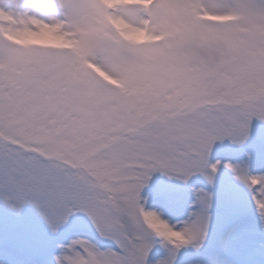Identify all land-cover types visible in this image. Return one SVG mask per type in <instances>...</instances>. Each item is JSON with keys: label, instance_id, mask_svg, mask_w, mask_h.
I'll return each instance as SVG.
<instances>
[{"label": "snow or ice", "instance_id": "6c2138e0", "mask_svg": "<svg viewBox=\"0 0 264 264\" xmlns=\"http://www.w3.org/2000/svg\"><path fill=\"white\" fill-rule=\"evenodd\" d=\"M0 207L4 264H264V0H0Z\"/></svg>", "mask_w": 264, "mask_h": 264}, {"label": "rangeland", "instance_id": "374dc122", "mask_svg": "<svg viewBox=\"0 0 264 264\" xmlns=\"http://www.w3.org/2000/svg\"><path fill=\"white\" fill-rule=\"evenodd\" d=\"M0 221H2L5 224V210L0 207ZM5 260V254L0 251V264H4Z\"/></svg>", "mask_w": 264, "mask_h": 264}]
</instances>
